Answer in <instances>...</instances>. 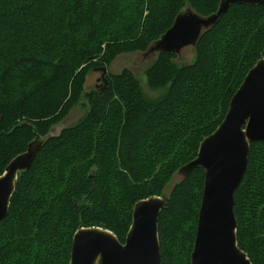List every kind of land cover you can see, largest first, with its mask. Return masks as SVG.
I'll return each mask as SVG.
<instances>
[{
	"label": "trees",
	"instance_id": "trees-1",
	"mask_svg": "<svg viewBox=\"0 0 264 264\" xmlns=\"http://www.w3.org/2000/svg\"><path fill=\"white\" fill-rule=\"evenodd\" d=\"M220 1L0 0V177L45 139L0 222V264H69L81 228L125 243L136 203L164 195L264 59V5H231L200 36L191 65L159 53L146 71L156 98L128 70L98 90L88 78L122 54L146 52L185 8L209 17ZM79 106L86 114L50 137ZM250 148L234 193L237 244L264 264V143ZM204 182L197 168L172 189L158 223L162 264H191Z\"/></svg>",
	"mask_w": 264,
	"mask_h": 264
},
{
	"label": "water",
	"instance_id": "water-1",
	"mask_svg": "<svg viewBox=\"0 0 264 264\" xmlns=\"http://www.w3.org/2000/svg\"><path fill=\"white\" fill-rule=\"evenodd\" d=\"M233 4L264 5V0H221L218 12L209 17L192 10L180 14L155 49L174 55L197 44L201 32L215 26ZM101 71L108 85L106 68ZM37 140L13 159L0 177V222L9 214L19 174L32 167L42 146ZM259 142L264 143V59L249 71L223 122L202 141L196 158L179 170L183 177L197 168L205 172L191 264H251L237 244L234 193L244 178L250 145ZM167 202L163 196L136 203L124 244L107 230L81 228L73 239L70 264H162L158 223Z\"/></svg>",
	"mask_w": 264,
	"mask_h": 264
},
{
	"label": "rangeland",
	"instance_id": "rangeland-1",
	"mask_svg": "<svg viewBox=\"0 0 264 264\" xmlns=\"http://www.w3.org/2000/svg\"><path fill=\"white\" fill-rule=\"evenodd\" d=\"M220 4H221V1H220ZM188 12H191V9L189 7L185 8L180 14H187ZM206 31L207 30H203L201 33L204 34ZM202 34H201V36H202ZM156 42L152 43L146 52H133V53L122 54V55L118 56L108 66L103 67V68H106V70H107L105 78L108 81V83H109V80L107 78L108 76L118 75V74L122 73L124 70H128L139 81V83L142 87V90L146 94L147 97L156 98L157 96H159V94H160L159 92L152 91L148 88L147 79H146V71L148 69H150V67H152V65L156 62L158 54L160 53L157 49H155L156 48V45H155ZM196 47H197V44H190V45L185 46L182 49H180L177 54H174L176 56V58L174 59V63L179 67H183V66L193 64L195 59H196ZM102 74L103 73H102L101 68H100V69L95 70L89 76L88 84H87L88 90L89 89L90 90L91 89L98 90L99 88L102 89L103 86H108V85H106V82L103 80ZM85 114H86L85 107H81V106L76 107L75 109H73L71 111V113L68 115V117L61 124L52 128L49 136L50 137H56L61 133V131L63 129L73 127ZM37 141H38L37 145H39V144L41 145L44 143L45 139L38 138ZM179 170L172 177L171 182L169 183V185L165 189L164 195H162L161 197H158V198L162 199L163 196L166 198H169V195H170L172 189L174 188V186L184 179V177L180 174ZM73 239H74V237H73ZM72 247H73V245H72ZM69 264H70V262H69Z\"/></svg>",
	"mask_w": 264,
	"mask_h": 264
}]
</instances>
